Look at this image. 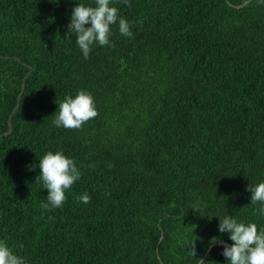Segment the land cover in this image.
<instances>
[{
	"label": "trees",
	"instance_id": "1",
	"mask_svg": "<svg viewBox=\"0 0 264 264\" xmlns=\"http://www.w3.org/2000/svg\"><path fill=\"white\" fill-rule=\"evenodd\" d=\"M227 1L113 0L133 35L85 59L65 33L93 0H0V240L26 264H225L213 216L264 226V5ZM78 90L98 115L56 127ZM57 150L81 179L45 210L29 166Z\"/></svg>",
	"mask_w": 264,
	"mask_h": 264
},
{
	"label": "clouds",
	"instance_id": "2",
	"mask_svg": "<svg viewBox=\"0 0 264 264\" xmlns=\"http://www.w3.org/2000/svg\"><path fill=\"white\" fill-rule=\"evenodd\" d=\"M127 5L129 0H121ZM264 5V0H257ZM94 6H86L84 3H76L71 10L70 22L67 25L65 39H71L75 34V44L82 52L85 59L88 58L92 47H111L110 37L112 26L118 24L119 33L125 37L133 35L129 22L119 15V9L113 4V0H93ZM58 114L52 123L60 128L79 129L85 122L98 115L95 101L90 92L78 90L77 93L67 95L58 105ZM39 169V179L43 189H47V202H42V209L60 208L66 201V192L71 186L81 179V171L77 167L74 158L66 156L61 150L48 151L39 158L38 164L29 166V170ZM246 191L250 193V204L259 205L254 208V215L264 217V181L250 183ZM81 203L87 204L90 200L88 194L79 197ZM218 219L217 230L227 233L231 245H225L222 255L225 264H264V226H258L255 222H244L232 215H224ZM218 242V238H215ZM189 253L197 257L195 240L191 241ZM188 244V245H189ZM199 264H207L202 258H196ZM0 264H26L22 256L17 255L0 240Z\"/></svg>",
	"mask_w": 264,
	"mask_h": 264
},
{
	"label": "water",
	"instance_id": "3",
	"mask_svg": "<svg viewBox=\"0 0 264 264\" xmlns=\"http://www.w3.org/2000/svg\"><path fill=\"white\" fill-rule=\"evenodd\" d=\"M250 0H248V1H246L244 4H246V3H248ZM228 2V4L229 5H231L232 7H234V8H241L244 4H241V5H232V4H230V2L229 1H227ZM10 125V124H9ZM220 245H230V244H228V243H226V242H220L219 243Z\"/></svg>",
	"mask_w": 264,
	"mask_h": 264
}]
</instances>
